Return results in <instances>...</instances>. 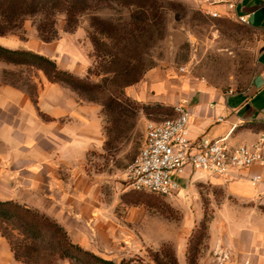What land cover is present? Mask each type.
<instances>
[{
	"label": "crops",
	"instance_id": "0c3cea01",
	"mask_svg": "<svg viewBox=\"0 0 264 264\" xmlns=\"http://www.w3.org/2000/svg\"><path fill=\"white\" fill-rule=\"evenodd\" d=\"M239 13L263 37L254 73L242 90L229 93L212 84L160 78L154 84L158 92L150 102L171 108L182 104L190 113L192 143L223 140L234 147L264 138V0H243ZM0 39L5 42L1 47L51 59L42 50ZM59 69L75 75L68 67ZM61 86L46 80L36 99L0 84V201L52 219L71 243L98 257L144 258L147 250L169 245L177 263L186 264L188 240L206 215L201 206L206 197L209 222L197 264H264V169L253 166L224 179L186 167L176 177L179 192L173 199L180 219L151 213L128 193L106 186L107 179L87 171L88 153L103 142L99 107L82 104ZM253 175H261L262 183L252 186ZM188 199L194 203L192 211L186 207ZM0 264H19L1 236Z\"/></svg>",
	"mask_w": 264,
	"mask_h": 264
},
{
	"label": "rangeland",
	"instance_id": "374dc122",
	"mask_svg": "<svg viewBox=\"0 0 264 264\" xmlns=\"http://www.w3.org/2000/svg\"><path fill=\"white\" fill-rule=\"evenodd\" d=\"M160 1L157 16L148 13L143 19L133 8L112 7L95 12L102 20L112 22L121 39L116 46L98 36V54L89 40L92 30L88 14L81 15L71 31L65 30L63 14H53L51 31L55 37L47 44L40 40L37 31L42 21L39 15L24 18L5 38L12 45L42 50L59 68L68 67L79 78L99 86L87 98L66 86L60 87L82 104L99 107L103 142L100 149L88 153L87 171L107 179L106 186L132 193L136 204L148 205L151 213L177 221L180 212L173 199L136 193L125 185V173L141 147L146 122L174 117L173 108H157L150 102L158 92L154 84L160 78L173 83L212 84L223 92H239L254 73L263 37L246 25L208 20L198 11L194 0ZM0 42L5 43L3 39ZM45 83L41 71L0 63L2 86H11L38 99ZM144 94L146 99H141ZM190 199L186 207L192 211L194 203ZM201 204L208 219L206 197H202ZM204 244L205 241L202 248ZM156 251L148 250L140 259L150 263ZM62 262L68 261L58 260L55 264Z\"/></svg>",
	"mask_w": 264,
	"mask_h": 264
},
{
	"label": "trees",
	"instance_id": "16d2710c",
	"mask_svg": "<svg viewBox=\"0 0 264 264\" xmlns=\"http://www.w3.org/2000/svg\"><path fill=\"white\" fill-rule=\"evenodd\" d=\"M160 2V0H0V37L19 27L24 18L39 15L42 21L37 26V31L40 40L47 44L55 37L51 31L53 14H63L66 31H71L75 27L81 15L88 14V24L92 30L89 33V40L98 54L101 51L98 36L113 41L116 46L120 45L121 39L112 22L102 20L94 14L95 12L112 7L133 8L143 19L148 13L157 16V11L161 8ZM0 63L41 71L49 83L64 85L82 98H87L88 94L99 90L98 85L90 84L87 80L59 69L51 59L31 51L10 50L0 46ZM89 101L93 102L92 99ZM153 106L160 108L162 105ZM129 195L136 203L135 196L132 193ZM208 222L209 218L205 219L204 216L192 232L187 243L186 264H197L203 249L202 243L206 240ZM0 236L7 241L13 259L19 264H55L58 260H66L70 264H178L174 253L166 245L153 254L150 263L140 258L113 261L98 257L71 243L66 232L52 219L13 201H0Z\"/></svg>",
	"mask_w": 264,
	"mask_h": 264
},
{
	"label": "built area",
	"instance_id": "2783aa9c",
	"mask_svg": "<svg viewBox=\"0 0 264 264\" xmlns=\"http://www.w3.org/2000/svg\"><path fill=\"white\" fill-rule=\"evenodd\" d=\"M242 1L194 0L198 11L210 21L247 25L246 15L239 13ZM173 112L170 119L146 122L141 147L125 173L127 190L174 199L179 192L176 177L186 167L195 174L224 179L238 177L253 166L264 169L263 137L234 147L223 140L200 139L192 143L188 138L190 113L182 104L175 105ZM249 181L257 186L262 183L261 175H253Z\"/></svg>",
	"mask_w": 264,
	"mask_h": 264
}]
</instances>
